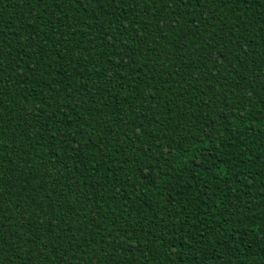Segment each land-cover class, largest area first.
Instances as JSON below:
<instances>
[{"label": "trees", "instance_id": "trees-1", "mask_svg": "<svg viewBox=\"0 0 264 264\" xmlns=\"http://www.w3.org/2000/svg\"><path fill=\"white\" fill-rule=\"evenodd\" d=\"M0 264H264V0H0Z\"/></svg>", "mask_w": 264, "mask_h": 264}]
</instances>
